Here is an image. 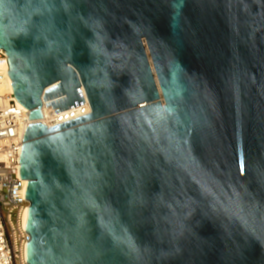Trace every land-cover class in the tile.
<instances>
[{"label":"water","instance_id":"water-1","mask_svg":"<svg viewBox=\"0 0 264 264\" xmlns=\"http://www.w3.org/2000/svg\"><path fill=\"white\" fill-rule=\"evenodd\" d=\"M0 49L28 264H264V0H0Z\"/></svg>","mask_w":264,"mask_h":264},{"label":"built area","instance_id":"built-area-1","mask_svg":"<svg viewBox=\"0 0 264 264\" xmlns=\"http://www.w3.org/2000/svg\"><path fill=\"white\" fill-rule=\"evenodd\" d=\"M7 66V55L0 49V83L7 75ZM5 99L6 104L0 102V264H28L30 235L24 217L30 203L25 198L28 181L21 178L20 159L30 112L18 103L14 93Z\"/></svg>","mask_w":264,"mask_h":264},{"label":"bare ground","instance_id":"bare-ground-1","mask_svg":"<svg viewBox=\"0 0 264 264\" xmlns=\"http://www.w3.org/2000/svg\"><path fill=\"white\" fill-rule=\"evenodd\" d=\"M7 68H8L7 69V71H8L9 67L7 66ZM10 93H14V90H13V87H12V80H11V78H10L8 72H7L6 77L0 83V97H2V98H0L1 99L0 102L2 104H6L7 103V100L5 99V96L7 94H10ZM28 211L26 212L25 217H24L25 224L27 222Z\"/></svg>","mask_w":264,"mask_h":264}]
</instances>
